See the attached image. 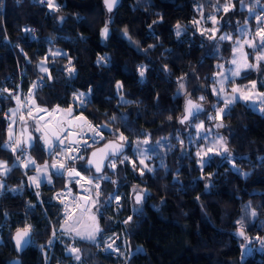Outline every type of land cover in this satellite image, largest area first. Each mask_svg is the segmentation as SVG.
Wrapping results in <instances>:
<instances>
[{
    "label": "trees",
    "instance_id": "16d2710c",
    "mask_svg": "<svg viewBox=\"0 0 264 264\" xmlns=\"http://www.w3.org/2000/svg\"><path fill=\"white\" fill-rule=\"evenodd\" d=\"M53 2L60 6L58 11L47 6L48 0H2L0 7V161L10 169L0 174V264L16 257L20 264H264V245L248 246L238 234V220L248 206L256 216L243 217L245 233L264 239V114L238 101L215 118L214 134L224 138L229 152L204 156L203 165L197 155L202 140L193 128L208 120L216 104L214 76L232 54V41L220 36H238L247 21L255 37L263 25V8L256 7L248 17L243 5H255L254 0H121L111 13L103 0ZM106 23L109 36L104 40L100 33ZM177 24L183 31L179 37ZM55 50L65 54L50 56ZM100 56L107 62L98 64ZM43 59L49 61V75L41 77L37 64ZM140 65L146 68L144 77ZM69 67L75 71L69 72ZM253 81L264 91L263 63L242 72L233 83ZM117 82L123 89H117ZM31 89L35 104L48 110L56 105L68 108L76 103L74 95L83 92L80 114L109 128L99 145L117 140L128 146L101 174L84 166L97 145L84 149L85 159L76 164L84 177L99 184L96 203L90 205L102 229L98 244L59 235L64 219L52 196L66 186L63 175L50 171L52 183L33 190L27 179L31 169L23 173L13 166L14 155L5 147L7 111L16 106L14 96L20 98ZM185 93L208 106L186 123L187 133L181 130L186 124L180 123ZM17 123L20 131L24 125L36 126L33 119ZM121 133L124 141L118 139ZM159 141L164 149L154 156L149 171L136 152L142 147L154 151ZM22 149L21 144L20 153L26 151ZM55 152L46 154L37 139L28 151L36 165L49 166ZM110 161H115V169ZM69 187L78 194L75 184ZM137 192L144 194L140 205L133 202ZM128 217L132 220L125 223ZM28 225L31 245L17 255L11 236ZM110 235H115L117 253L105 251L104 239ZM70 247L80 249L79 261L67 253Z\"/></svg>",
    "mask_w": 264,
    "mask_h": 264
},
{
    "label": "snow or ice",
    "instance_id": "6c2138e0",
    "mask_svg": "<svg viewBox=\"0 0 264 264\" xmlns=\"http://www.w3.org/2000/svg\"><path fill=\"white\" fill-rule=\"evenodd\" d=\"M18 2H19V0H18ZM45 2H46V0H39V3H45ZM103 2H104V5L106 7L107 12L111 13L114 10V8L117 6L119 0H103ZM47 6L49 8H54L57 11L59 10V7H60L59 5L54 4L53 0H48ZM0 7H2V0H0ZM225 10L227 11V8H225ZM60 20H63V17H60ZM213 21L215 22L214 17H213ZM154 23H155V21H154ZM196 23H199V22L197 21ZM25 31H29V32L34 33L35 30L34 29H25ZM209 31L215 32L216 30L210 29ZM100 34H101L102 39H104V40L108 39L109 28H108L107 23L101 29ZM124 35L126 37L128 36L127 28L124 29ZM176 35L178 37L181 35V25L180 24L176 25ZM258 35L260 36L259 44H255L253 42L245 41V43L249 44V47H253V48L258 47L260 49L259 54H257L255 57L256 64H249L247 62V59H246V54L243 57V59H244L243 63H241L237 59H233L231 61V63L236 65L235 69L231 70V75L233 77L239 76L242 69L257 67L259 62L261 60H264V29H261L260 32L258 33ZM128 38L131 39V37H128ZM211 38H214V37H211ZM220 39L225 40V39H230V37L229 36H220ZM237 43H239V42H237ZM101 62H107V58L104 56H100L97 60V63L99 64ZM219 67L222 68L223 65H219ZM40 70L42 72H48V69L43 67L42 64L40 66ZM68 71L74 72L75 69L72 67H69ZM138 71H139L140 77H144L145 71H146L145 66H143V65L138 66ZM225 79H227V77H225ZM223 85H224V81L221 80L220 81V91L224 90ZM35 87H36V85L33 84L32 88H35ZM116 87L118 90L123 89V83L117 82ZM180 87H181V89H183L184 85L181 84ZM251 88L252 89L256 88V82L255 81L251 82ZM89 91H91V90H89ZM213 91L215 92L216 90L213 89ZM232 92L233 93L239 92L240 93V96H239L240 99L248 100V99L252 98L251 94H244L238 88H233ZM259 95L261 97H264V93H259ZM14 98L19 103V97H14ZM28 99L31 100V105L28 106V116L32 117L33 112H36V113H44L45 116H53L55 118V130L51 131V134H50L49 131H46L45 129H50V130L53 129V122L52 121H45V123L43 125H41L39 123V121L44 120V116L33 117V119L36 121L35 131L39 132L41 134L38 138H35V139L42 140L43 144L47 146V149L50 153L52 152V150L54 148L53 141H56L57 144L55 145V147L59 148V151L64 156V159L74 162L77 159H84V156L80 154V151H81L80 144L81 143H83V145H85L87 147H91V144L88 143L89 139L92 140V143H96L94 136H101V138H102V134L99 131V129L94 128L90 122H87L86 118H84L82 116V114L81 115H74L73 114L72 106H69L67 109H61L59 105H56L51 111H49L47 108L40 107L39 105L35 104V100L33 99L31 92L29 93ZM120 99L123 101L124 100L123 96H121ZM200 99L203 100L204 97H201ZM236 99H237V96H235V95H233L230 99H226L224 107L226 108L229 104H232ZM73 100L79 101V104L81 106H83L85 103V94L83 92H80L77 95H74ZM124 102L127 103V101H124ZM192 109H195L197 112H199L201 110V106L199 104L193 103V101L189 99L187 104H186V107H185V112L187 115L183 119H181V121H180L181 123H184L185 120L189 116L193 115ZM9 111L12 113V116H15L18 109H10ZM223 112H224V108L218 109V113H223ZM59 114H65L63 120L58 118ZM6 119H11V117L6 116ZM23 119H24V117L21 116V120H23ZM113 119H115V118L113 117ZM169 119H171V117H169ZM77 121H84V124H77L76 123ZM14 123H15V121L13 120V123L9 124V126L7 128L8 143L5 145V147H10L13 152H15L17 150V147H20L22 143L27 145L28 147H33L34 145L32 144V141L34 138L30 134L27 137V140H25V141H21L18 137L13 139V137H14L13 124ZM85 124L87 125V129L94 133V136L89 137L88 139H85V136L87 135V133L84 131V125ZM216 126L217 127H223V124H217ZM104 127H106V126H104ZM197 127L202 129L203 124L197 125ZM118 139L120 141H124L126 138L121 133L120 136L118 137ZM65 141H68V144L65 147H60L62 145H65ZM143 142L148 143L147 140H145ZM218 147L222 148L225 153L229 152V149L225 146V142H224L223 137L220 138V143H219ZM122 148H123L122 144L109 143L105 146V148L99 149L98 152L100 154H102L101 160H103V159L107 158L109 151L111 152V155L115 156V155H118L122 151ZM22 150H25V149H22ZM208 151H212V149L210 148V149H208ZM98 152H92L91 158H89L86 161L87 164L95 166L96 172H100L102 170L101 161H98L95 159L98 155ZM71 153H76V155H70ZM216 154L219 155L220 152H217ZM197 155L200 156L201 152H198ZM204 155H207V153L205 152ZM17 159H19V157H17ZM127 159H128L127 156L123 157V160H127ZM123 160L121 161V163L123 162ZM28 163L29 164H35V161L32 160L31 157H29ZM141 163H144V161L141 160ZM202 163H203V161H202ZM109 166L111 168L115 169V167H116L115 161H110ZM25 167H27V164H25ZM52 167L54 169H56L55 174H57V175H61L62 173L60 172V169H64L67 172L69 177L76 176V177H80L81 180L85 179L84 177L81 176V173L79 171L75 170L74 167L65 168L64 161H59L57 163H53ZM145 167H147V165H145ZM0 169H3L4 172L10 171V169L7 168V165L3 161H0ZM148 170L152 171L151 168H149ZM39 171L41 173L46 174L48 172L47 163H45L42 167H40ZM141 175H143L142 171H141ZM106 178L107 177H101V179H106ZM29 179L33 183L36 184L37 188L39 187L38 177H29ZM45 180L47 183L52 182L51 178L47 175H45ZM76 183L79 184L80 181L77 180ZM86 183L89 185H94L96 188H99V184L94 183V180H91V179L86 180ZM2 187H3V183L0 182V188H2ZM84 190L88 191V189H84ZM37 195H39V193H37ZM59 196H60V194L58 193L57 198H59ZM84 199L87 200L88 198L85 197ZM142 200H143L142 195L136 196V203L137 204H140L142 202ZM117 202H118V199H117ZM61 203H63V200H61ZM92 203L94 205L96 202L93 201ZM87 211L89 213L88 219L90 220V223L87 225V227L84 229V231L80 230V228L82 226L81 219L78 218L77 220H73V216L71 213H66V218L64 221V224L66 227L63 230L67 233H73L74 232L75 236L79 237L81 240H88V241H92L95 243L97 240V236L102 231V229L99 226V222L97 220L96 214L91 213L90 208L87 209ZM251 215L256 216V212L252 211ZM131 220H132V217H128V220L125 221V223H128ZM69 221H72V223H69ZM238 223L240 224V229H239L238 234L241 237H243L244 240H247L249 243H251V239L245 233L243 220L238 221ZM31 231H32L31 225H28V226H26L22 229H18L16 231L13 239L15 241V247H16L17 251H20L22 249V246L25 244L26 239L30 236ZM53 235H55V232L53 233ZM255 239L257 241H259L261 243V245H264V239H262L260 236L255 237ZM48 243H49V245H51L52 241L50 240ZM108 248H112V244H109ZM68 251L74 255V258L77 261H79L81 259L80 249L78 247H70V248H68ZM113 251H118V249H113ZM16 264H19V261H17Z\"/></svg>",
    "mask_w": 264,
    "mask_h": 264
},
{
    "label": "rangeland",
    "instance_id": "374dc122",
    "mask_svg": "<svg viewBox=\"0 0 264 264\" xmlns=\"http://www.w3.org/2000/svg\"><path fill=\"white\" fill-rule=\"evenodd\" d=\"M254 4L255 5H252L251 3H247V4L243 5L244 8L247 9L248 12H249L248 17H250L251 13L254 12V9L256 7H259L261 9L263 8V10H264V1L254 0ZM221 5L226 7V6H228V3H226V2L224 3L223 2V3H221ZM259 31L260 30L258 29V33H259ZM182 32L183 31L181 29V34H182ZM238 33L239 34L236 37L235 36L231 37L230 35H223V36H229L230 37V39H227V40L232 41L233 50H232L231 56L227 59V61L220 63V65H223V67L222 68L218 67V71H217V73L214 76V83L212 84L211 91H212V93L214 95V98L216 99V104H215V106L212 107V112L210 113L209 118H208L207 121H205V122L204 121H200V122H198L197 124H195L193 126V128L195 130V133H196V138L197 139L200 138L202 140V142L198 144V152H201V155L198 156V163L202 164V165H203V163L206 160L205 158L201 159L202 157L210 156L212 154H216L217 152L222 151V148L218 147V145L220 143V137L215 136V134H214L215 126H213V125L215 123L211 124V123H213L214 120H216L215 118H217V119L221 118L222 115L224 114V112L230 106H232L234 103H236L238 101H242V102H245V103L249 104L252 107H256L260 112H262L264 114V97H261L259 95V93H264V92H261V90H259L258 84L256 83V88L252 89L251 88V83L248 84V85H244V86H238V85L233 83L234 80L236 78H238L240 75L239 76H235V77H233L231 75V70H234L235 67H236V65L232 64L231 61L233 59H237L241 63H243L244 62L243 57L246 54L247 62L249 64H256L255 57L260 52V49L258 47L257 48L249 47V44L245 43V41H249V42H253L255 44H259V40H255V38L256 37H260V36L257 33L255 38L253 37L249 22L245 21L242 25H240V29H239ZM237 42H239V43H237ZM62 53L65 54L63 51L55 50L53 52H50L49 55L50 56H55V55H61ZM261 63L264 64V60H261L259 62V64H261ZM41 64L43 65V67L48 69V72H42L40 70ZM259 64H258V66H259ZM257 67L248 68V69H242L241 73L244 72V71H248V70H256ZM37 71L40 73L41 77L42 76H48L49 75V61L47 59L41 60L37 64ZM225 77H227V79H225ZM221 80L224 81V85H223L224 90L223 91H220V81ZM233 88L240 89L241 92H243L244 94H251L252 98L248 99V100L240 99L239 98L240 93L239 92L238 93H233L232 92ZM213 89H215L216 91L214 92ZM1 92H3V91H1ZM6 93H8V92H6ZM28 93H30V92H28ZM31 93H32V89H31ZM233 95L237 96V99L232 104H229L225 108L224 107L225 100L226 99H230ZM28 96H29V94L21 95L20 100H19L21 105H20L19 108H18L19 104H18L17 100L14 98L16 106L14 108H12V109H18V111L16 112L15 116H12V113L9 111L10 109L7 111V116L11 117V119H8V126H9V124L13 123V120L15 121V123L13 124V133L15 132L16 123L19 122V120H20V124L22 122H27L29 120H32L31 118H29L26 115V113L28 114V106L31 105V100L28 99ZM187 99H191V98L189 97L188 94L185 93V101ZM76 102H78V101H76ZM219 103H221L220 106L217 105ZM73 104H75V103H73ZM204 107H205V109H207L208 106L205 105ZM220 108H224V112L223 113H218V109H220ZM49 111H51V110H49ZM64 115L65 114H59L58 116L60 117L61 120H63L64 119ZM21 116L24 117L23 120H21ZM52 117L53 116H50V118H52ZM200 124H203V128L202 129L197 127V125H200ZM91 125L94 128L98 129L97 125L92 124V123H91ZM188 129H189V126L187 124L185 126L181 127L182 132H185V133L188 132ZM21 130H22V128H21ZM84 131H85V129H84ZM104 131L108 132L109 128L108 127H104ZM104 131H100L101 134H102V138H101V136H94V133L92 131H89V132L85 131L87 133V135L85 136V139H88L89 137H93L94 136L96 143H92L91 139L88 140V143L91 144V146L97 145V144L101 143L106 138V135H105ZM21 132L22 131H20L19 139L22 141V133ZM81 144H83V143H81ZM81 144H80V149H81L80 154L83 155L84 159H85V155L82 153V151L84 149H87L88 147L87 146L86 147H81ZM210 148L212 149V151H208V149H210ZM153 149H154V151H152L151 149H148L146 147H142L140 150H138V152H136L140 164L146 169L151 168V165H152V163L154 161V156H156L159 153H162V151L164 149L163 141L157 142L154 145ZM205 152L207 153V155H204ZM55 155H58L60 157L61 161H64V163H65L66 160L64 159V156L60 153L59 150L57 152H55ZM70 155H72V154H70ZM73 155H76V153H73ZM20 157L24 158V162H23L24 168L25 169H31L30 172H29V177H38V182H39V187L38 188H40L42 185H45V184L46 185H50L52 183V182L51 183H47L46 180H45V175L50 177L51 169H50V166L48 164H47L48 165V172L46 174H44V173H41L39 171V168L42 167L44 164L43 165H36V164H29L28 163V158L31 157L29 155L28 151H23L22 153H20ZM31 159H32V157H31ZM141 160H143L144 163H141ZM128 161L130 163H132V161L130 159ZM202 161H203V163H202ZM78 162H80V160H77V163ZM25 164H27V167H25ZM145 165H147V167H145ZM3 172H4L3 169H0V174H2ZM81 176L84 177L82 174H81ZM84 178H85L84 180L80 179V183L79 184L76 183V181L79 180V179H75V180H73L72 178H69L68 180L66 179V183H69V185L67 184L68 188H64V196H63V200H64L63 205H64V208H65L64 209V217L66 218V213H71V214L75 215V218L73 220H77L78 218L81 219V224H82V226L80 228L81 231H84V229L90 223V220L88 219L89 213H88L87 209L90 208V205H91V203L93 201L94 193L97 191V188L94 185H89V184L86 183V180H89L90 178H86V177H84ZM29 181H30V184L32 185L33 188L38 189L36 187L35 183H33L30 179H29ZM70 183L75 184L76 187H77V191L81 190L82 192L87 193L85 195L90 198L89 207L82 213H76L74 211L76 195L71 192V189L69 187ZM84 189H88V191H85ZM244 209H245V211H243V216L238 221L243 220V217H249L250 219H253L255 217V216L251 215L252 210H249L248 206H245ZM61 211H62V207H61ZM65 218H64V221H65ZM64 221L61 224V226L59 227V235L66 236L71 241H73V240H81L79 237L75 236L74 232L73 233H67V232H65L63 230L66 227L65 224H64ZM69 223H72V222H69ZM238 226L240 227L239 223H238ZM114 236L115 235H110V236L105 237L104 245H105V251L106 252H112V253H117L118 252V251H113V249H118L117 248V242L114 240ZM82 241H85V242H88V243H94V242L88 241V240H82ZM94 244H98V240H96V242ZM109 244H112V248H108ZM122 248L124 250L123 257L127 258L128 252H127V249L125 248V242L124 241H122ZM67 253H69L70 255H72L74 257V255L72 253H70L68 251V249H67Z\"/></svg>",
    "mask_w": 264,
    "mask_h": 264
},
{
    "label": "water",
    "instance_id": "95a60500",
    "mask_svg": "<svg viewBox=\"0 0 264 264\" xmlns=\"http://www.w3.org/2000/svg\"><path fill=\"white\" fill-rule=\"evenodd\" d=\"M120 2H121V0H119L117 6L120 4ZM103 4H104V2H103ZM104 6H105V5H104ZM117 6H116V7H117ZM116 7H115V8H116ZM105 8H106V7H105ZM115 8H114V9H115ZM188 100H189V99H187V100L185 101L184 112H183V115H182L181 119H183V118L187 115L186 112H185V107H186V104H187ZM190 100H192L193 103L199 104V105L201 106V110H200L199 112H197L195 109H192L193 115H192V116H189V117L185 120L184 123H181V122H180L181 125H185L189 120H191V119L194 118L195 116L199 115V114H200L201 112H203V110H204V106H203V105H201L200 103H198L197 101H195V100H193V99H190ZM70 106H72V108H73V114H74V115H81V114H80V112H81V107H76L74 104H72V105H70ZM33 116H34V117H37V116H44V120H40V121H39V123H40L41 125H43V124L45 123V121H52V122H53V129H51V130H50V129H45L46 131H49L50 134H51V131L55 130V118H54V117L50 118V116H45L44 113H36V112H33ZM82 116H83V115H82ZM83 117L86 118L85 116H83ZM58 118L60 119L59 116H58ZM86 120H87V122H89L87 118H86ZM180 121H181V120H180ZM76 123H77V124H84V121H77ZM97 128H98L100 131H104V125H98ZM84 129H85L86 132H89V130L87 129V125H86V124L84 125ZM74 130H75V129H74ZM21 131H22V141L27 140V137H28L29 134H30V135L34 138L33 141H32V144H33V145H35V142H36V139H35V138H38V137L41 135L39 132H36V131L34 130V128H30L28 125H24V126H22V130H21ZM37 141L41 143L42 147L44 148L45 153H46V154H50V152H49L48 149H47V146L43 144V141H42V140H39V139H37ZM53 143H54V148H53V150H54L55 148H58V147H55V145L57 144L56 141H53ZM109 143L122 144V145H123L122 151H121L118 155H115V156L111 155V152L109 151L107 158L101 160V155H102V154H100V153L98 152V150L101 149V148H105V146H106L107 144H109ZM67 144H68V141H65V145H62V146H60V147H65ZM22 145H23V148H24L26 151H29V150H31V149L34 147V146H33V147H28L27 145H25V144H23V143H22ZM81 147H86V146L83 145V144H81ZM53 150H52V151H53ZM127 150H128V146H127L125 143H121V142H119V141H117V140H107V141L103 142L102 144L97 145V146H95L94 148H92V149L90 150V152L88 153V155H87V157H86V159H85V164H84V166H85L86 169H88V170H92L93 173H94L95 175L101 174V173L105 170L106 165H107V163H108V161H109L110 159H115V158H119V157H121L124 153L127 152ZM92 152H98V155H97V157H96L95 159L98 160V161H101V168H102V170H101L100 172H96V169H95V166H94V165H89V164L86 163V161H87L89 158H91V153H92ZM52 165H53V163L50 165L51 172H52V173H56V169H54V168L52 167ZM73 166H74V164L72 163V161H69V160H66V161H65V168H69V167H73ZM60 172L62 173L61 175H63L66 179L70 178V177L68 176L67 172H66L64 169H60ZM56 175H57V174H56ZM61 175H57V176H61ZM72 177L77 178L76 176H72ZM137 195H142V196H143V200H144V194L141 193V192H137V193H135V194L133 195V202H134V204H135V205H140V204L143 202V200H142V202H141L140 204H137V203H136V196H137ZM85 197H87L88 199L85 200V199H84ZM89 205H90V198H89L88 196H86L85 194L81 193L80 191H78V194L76 195V209H77V211H79V212L82 213V212H84V211L89 207ZM69 222H71V221H69ZM15 233H16V232H15ZM15 233H13V235L11 236V243H12V245H13V247H14V251H15V253H16L17 255H21V254H22V253H23V252H24V251H25V250L31 245L32 232L30 233V236L26 239V242H25V244L22 246V249H21L20 251H17V249H16V247H15V241H14V239H13V237L15 236ZM17 261H19V264H20V259H19L18 257L12 259V260L10 261V264H16Z\"/></svg>",
    "mask_w": 264,
    "mask_h": 264
},
{
    "label": "built area",
    "instance_id": "2783aa9c",
    "mask_svg": "<svg viewBox=\"0 0 264 264\" xmlns=\"http://www.w3.org/2000/svg\"><path fill=\"white\" fill-rule=\"evenodd\" d=\"M264 20V19H263ZM264 27V21H263V25L259 28V30H261V29H264L263 28ZM260 32V31H259ZM257 33H258V31H257ZM258 38V40L260 41V37H257ZM30 92H31V90H30ZM85 97H86V95H85ZM19 100H20V98H19ZM19 106H18V108L20 107V105H21V103H20V101H19ZM72 105V104H71ZM76 107H81V105L79 104V101L78 102H76L75 104H74ZM26 115L28 116V114L26 113ZM29 118H31V119H33V117L34 116H32V117H30V116H28ZM34 120V119H33ZM35 121V120H34ZM35 123H36V121H35ZM35 130V129H34ZM19 134H20V126H19V124L17 123L16 124V127H15V132H14V138L13 139H15V138H19ZM10 150H11V148L10 147H8ZM20 149H21V146L20 147H17V150L15 151V152H13L12 150V153H13V155H14V167H16V168H19L23 173H25V168H24V166H23V162H24V158L23 157H20ZM17 157H19V159H17ZM77 160H80V161H83L84 159H77ZM77 160L76 161H72V163L74 164V168H75V170L76 171H78V169L76 168V163H77ZM59 161H61V159H60V157L58 156V155H54V157H53V163H57V162H59ZM27 177V176H26ZM27 179H28V182H29V184H30V181H29V177H27ZM69 185V183H66V186L64 187V188H68V185ZM30 186L32 187V185L30 184ZM32 189L33 190H35V188H33L32 187ZM58 193H60V194H62L61 195V197H59V198H57V194ZM63 196H64V189L63 190H61V191H58V192H56V193H54L53 194V196H52V202H54V203H56V204H58V205H60L61 207H62V211H61V216L63 217V219L65 218L64 217V205H63V203H61V200H63ZM63 202H64V200H63ZM250 239H251V243H249L248 241H247V243H248V246H250L252 243H254V244H258V242L259 241H257L254 237H249Z\"/></svg>",
    "mask_w": 264,
    "mask_h": 264
},
{
    "label": "flooded vegetation",
    "instance_id": "af4514ba",
    "mask_svg": "<svg viewBox=\"0 0 264 264\" xmlns=\"http://www.w3.org/2000/svg\"><path fill=\"white\" fill-rule=\"evenodd\" d=\"M97 145H99V144H97ZM57 151L59 150V148H55ZM55 149H54V152H55ZM53 163V162H52ZM74 211L76 212V213H81V212H79V211H77V209H76V201H75V207H74ZM72 216H73V219L75 218V215L74 214H72ZM72 222V221H71Z\"/></svg>",
    "mask_w": 264,
    "mask_h": 264
},
{
    "label": "bare ground",
    "instance_id": "6f19581e",
    "mask_svg": "<svg viewBox=\"0 0 264 264\" xmlns=\"http://www.w3.org/2000/svg\"><path fill=\"white\" fill-rule=\"evenodd\" d=\"M70 178H72L73 180H75V179H79V181H80V177H77V178L70 177ZM68 179H69V178H68ZM68 179H67V180H68ZM83 180H84V179H83ZM79 189H80V188H79ZM80 192H81V193H84V194H87V193H85V192H82L81 190H80ZM59 194H60V193H59ZM61 195H62V194H60L59 197H61Z\"/></svg>",
    "mask_w": 264,
    "mask_h": 264
},
{
    "label": "crops",
    "instance_id": "0c3cea01",
    "mask_svg": "<svg viewBox=\"0 0 264 264\" xmlns=\"http://www.w3.org/2000/svg\"><path fill=\"white\" fill-rule=\"evenodd\" d=\"M255 38V37H254ZM255 40H258V38L256 37ZM261 92H264V91H261ZM61 108V107H60ZM61 109H64V108H61ZM67 109V108H65ZM6 172H3L2 174H5Z\"/></svg>",
    "mask_w": 264,
    "mask_h": 264
},
{
    "label": "clouds",
    "instance_id": "9594fccd",
    "mask_svg": "<svg viewBox=\"0 0 264 264\" xmlns=\"http://www.w3.org/2000/svg\"><path fill=\"white\" fill-rule=\"evenodd\" d=\"M70 184H72V183H70Z\"/></svg>",
    "mask_w": 264,
    "mask_h": 264
}]
</instances>
